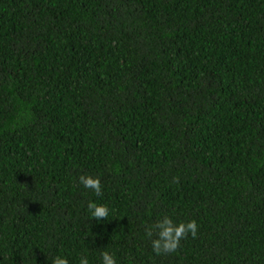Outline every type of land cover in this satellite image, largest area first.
<instances>
[{"label": "trees", "instance_id": "obj_1", "mask_svg": "<svg viewBox=\"0 0 264 264\" xmlns=\"http://www.w3.org/2000/svg\"><path fill=\"white\" fill-rule=\"evenodd\" d=\"M102 251L264 264V0H0V264Z\"/></svg>", "mask_w": 264, "mask_h": 264}, {"label": "clouds", "instance_id": "obj_2", "mask_svg": "<svg viewBox=\"0 0 264 264\" xmlns=\"http://www.w3.org/2000/svg\"><path fill=\"white\" fill-rule=\"evenodd\" d=\"M80 184L85 188L91 189L97 196L102 195L101 180L99 177L93 178L87 175H81L78 178ZM87 209L91 217L97 220L106 219L109 209L105 205H98L95 202H88ZM155 230V239L153 237ZM198 225L196 221L174 223L173 220L165 216L161 221L145 229V235L151 239L152 251L156 255L162 253L168 254L175 252L180 247V241L185 239L189 234L192 238L197 235ZM101 264H116L115 257L108 251L100 253ZM52 264H69L65 257H54ZM79 264H89L86 256L80 258Z\"/></svg>", "mask_w": 264, "mask_h": 264}]
</instances>
